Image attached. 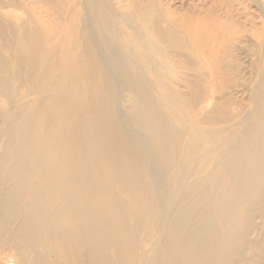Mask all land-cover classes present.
<instances>
[{
    "label": "bare ground",
    "instance_id": "6f19581e",
    "mask_svg": "<svg viewBox=\"0 0 264 264\" xmlns=\"http://www.w3.org/2000/svg\"><path fill=\"white\" fill-rule=\"evenodd\" d=\"M25 1L19 5L26 7ZM89 1L79 10L80 27L85 36L95 39L100 47L98 52L102 50L107 55V61L101 66L115 70L119 88L129 93L133 110L130 124L147 133L146 137L141 133L133 136L128 130H121L125 142L130 140V182L139 178L152 190L150 179H155L161 191L168 195V204L161 198L163 206L156 204L157 207L145 206L141 210L147 225L142 229L141 223H137V228L144 232L155 228V233L139 239L131 231L130 213L118 208L117 199L98 188L87 191L78 186H63L73 183L62 177L71 163L65 157H53L39 142L33 109H27V117L23 116L24 121L18 126L21 115L12 116L10 103L4 98L0 138L1 135L11 139L16 136L18 141L13 164L4 156L7 152L0 162L4 167L0 168V176L5 183L15 181L9 189L7 185L0 188L3 198L0 222L18 226L9 238L0 231V241L13 245L21 264H52L51 260L63 264H248L244 250L249 243L255 248L254 256L264 262V246L250 237L256 231L257 216L264 225V72L255 80H259V86L252 89L250 104L239 105L235 97L244 90H239L234 67L226 62L234 53L233 46L226 47L214 60V48L197 34L187 42L172 26L148 32L150 26L166 21L159 0H119L128 2L125 14L107 7L101 0ZM28 2L30 13L38 7L45 10L48 18L46 15L37 18L39 24H44L40 28L33 26V18L19 20L16 26L10 22L9 31L2 34L6 37L0 36V52L10 55L0 54V64L9 60L18 66L31 92L40 93L43 90L39 89L41 70L50 67L52 71L56 56L65 62L67 59L60 52L73 51L78 43L69 37L74 21L72 17H63V1ZM130 3L139 6L141 17L144 16L141 25L134 23ZM1 4L4 9L11 7L10 11L18 6L14 0L10 5ZM214 12L218 13L216 9L212 14L202 13L204 16L197 21L206 29L213 26L225 32L227 25ZM60 20L69 29L57 37L52 31ZM158 43L175 50L177 56L163 51ZM79 46L85 49L86 55L93 52L83 36ZM190 47L198 53L199 60L192 61L185 55ZM81 58L92 64L93 71L100 65L98 55H93L91 60L89 56L85 60ZM168 61H174L176 66ZM91 77L87 89L95 99L86 106L95 109L99 106L97 95L102 92L106 99H111L116 83L112 78L94 73ZM227 91L230 92L226 94ZM216 94L223 95L220 108L210 112L214 116H202ZM255 97L259 99L257 102ZM245 114L249 117L243 118ZM139 153L147 160L143 163L145 175L135 169L132 155ZM84 172L88 174V168L83 169V176ZM132 188L130 185L128 190L131 192ZM20 194L31 200L24 214L32 211L35 214L19 223L16 201ZM61 215L73 217L78 226L61 230L58 222Z\"/></svg>",
    "mask_w": 264,
    "mask_h": 264
},
{
    "label": "rangeland",
    "instance_id": "374dc122",
    "mask_svg": "<svg viewBox=\"0 0 264 264\" xmlns=\"http://www.w3.org/2000/svg\"><path fill=\"white\" fill-rule=\"evenodd\" d=\"M24 1L25 0H14L15 4H18V6L12 8L11 11V7L8 9L5 8V10L0 6L1 37L5 36L2 35L3 33L9 31L10 28L8 27V24L10 22L16 26L19 23V20L21 22L23 20L33 18V22L35 24L33 26L40 28V26L42 27L44 25L39 24L37 18L40 17V15H46L48 18V15L44 13L45 10L38 9L37 7L34 13H30L27 10L30 2H28V0L25 1L26 7H22L21 5H23ZM61 1H63L61 10L64 8L62 11L63 17H65V19L67 17L69 19L72 17L71 19L74 21L70 26L69 37H73V40H75L78 45L75 49H73V51H61V54H59L63 55V59L65 57L67 60L64 62L56 56L57 60L55 59L53 64L55 62L57 63L54 64L52 71L50 70V67H46L41 70L38 75L41 82V87L39 89L43 90L39 91L40 93L31 92L32 88L30 89L25 83L23 72L18 66L12 64L9 60L0 64V111L3 108L1 107V103L6 99V101L10 103V114L12 116L21 115V118L18 121L19 123H17L19 126L24 121V118L27 117V109H33L32 111L36 114L33 121L36 126L37 138H39V142L46 147L47 152L52 153L53 157H61L59 159H63L62 157H65L71 163L62 177L64 180H71L73 183L66 185L63 184V186L69 188H77L78 186V188L85 189L87 191L89 189L98 188L101 192L108 193L115 200L117 199L115 202L118 204V208L130 213V228L134 235H136L139 239H144L148 236V234L155 233V228L148 231L146 230V232L143 230L139 231L137 223H141L142 229L146 228L147 225H144L145 217L141 210L143 208L145 209V206L150 208L156 204H160L162 206L165 202L168 204L166 201V197L168 195H166L164 191H161L155 179H150V187L152 184V190L148 189L147 186L139 180V178L135 179L134 183L130 182V140L125 142L124 138L121 136V130L126 129L131 132L133 136H137L141 132L130 124V121L133 120V110L130 104L129 93H126L124 90L119 88V83H116L118 77L115 76V70L112 68L109 69L110 67L106 69L104 66H101V64H105L104 62L107 61V55L104 51V53L101 52L102 50H99L101 53L98 52L100 47L97 46L95 39L91 37V35H89L90 37L85 36L86 33L82 30L83 27H80L82 24H79V17L81 16L79 10H81V7H85V3L90 1ZM101 1L107 7L113 8L114 11H117L120 14H125L127 12L128 2L126 1ZM149 1L156 2L157 0ZM0 2L2 3L1 5H10L12 0H0ZM159 2L162 10L164 11L162 15L166 21L162 24L159 23L158 25L150 26L148 32H157L163 27L172 26L187 42L191 36L197 34L203 42H207L208 44L210 43L211 47L214 48V60H216L217 56L221 55L223 50L227 49L226 47L233 46L234 53H232L229 57L226 56V60H228L226 62L229 66H232V68L234 67L232 71L234 72L237 83L239 82L237 84L239 86V90H244L240 93L238 98H235L239 105H241V103L244 105L250 104V100L253 98L252 89L258 88L257 86H259V80H255L259 76V73L261 74L264 72V12L260 11H264V0H159ZM76 5L80 9L75 7ZM215 9L218 13L214 12V14L217 15L228 27L225 32L224 30L221 29L220 31L219 28H214L213 26H211V28L207 26L206 29L205 25H202L197 21L198 17H203L207 13L212 14ZM225 11L228 12L226 13ZM202 13L205 14L203 15ZM128 14L129 13H127V15ZM130 14L134 23L141 25L140 23L143 22L144 16L141 17V10L139 6H133L130 3ZM55 16L59 18L57 15ZM52 17L54 16L52 15ZM146 21L150 22L149 18H146ZM197 23L200 24L198 25ZM56 26V29L52 32L57 37H62L60 34L65 32L67 28L69 29L68 25L62 23V21H58ZM212 27L217 31H213ZM82 36L86 38V41H88V46L93 49V52L90 51L91 53L89 52L88 55H86L85 49L79 46V39H81ZM157 45L160 44L158 43ZM160 46L163 51L172 52V55L177 56L175 50L170 49L166 45ZM96 49L98 53H96ZM0 54L2 56L10 55L7 54L6 51H2ZM102 54L104 55L102 56ZM93 55H98L99 60L101 59L100 65H96L94 67V71L91 67L92 64L89 63L88 65V62H83L82 58L80 59V57H83L85 60V57L89 56L88 59L91 60V58L93 59ZM185 55H188L192 61L199 60L197 57L198 53H196L192 47L185 52ZM168 63L172 66H176L174 61H168ZM92 73L96 75L98 74L103 78H112V80H114L117 84H114V91H116L111 99H106L102 92L97 95L99 106L95 109L90 107V105H88V107L86 106V104H89L95 99V95L89 93L87 89L88 84L92 82L91 80L93 79V77H91ZM44 82L47 84H44ZM178 89L184 93L187 92L183 86H178ZM229 92L230 91H227L226 94ZM222 96L223 95L219 94H216L215 96L213 95L210 99V104L207 106L202 116L205 114L208 116H214L210 112L216 108H220ZM254 99V102L259 100L256 97ZM247 115L248 114L243 115V118L249 117ZM23 116L25 117L23 118ZM6 129L7 128L5 127L4 130ZM225 130H228V127H226ZM209 133H215V131H211ZM141 135L146 137L147 133L142 131ZM17 141L16 136L14 139H11L8 136L1 135L0 162L3 160L4 156H7L10 160L9 164H13V155L17 152ZM97 143L105 148L101 150L99 147L100 145H97ZM6 152L7 154H5ZM132 158L136 161L135 169H139L140 172L144 174L145 169L143 168V163L144 160L145 162L147 161L146 157L142 153H139L133 154ZM0 168H4L2 164H0ZM86 168H88V174L84 172L85 176H83V169ZM13 182L15 181L11 180V182L5 183V179L0 176V188L7 185L8 188L6 187V189H9L13 185ZM130 185L133 186L131 192L128 190L130 189ZM158 192L159 194H157ZM168 194H171V192ZM28 197L29 196L24 197L21 194L17 196L16 202L19 208L17 220L19 223L22 222L24 218L32 217L35 214L33 211L31 213L27 212L24 214V211L29 207L31 202L30 197ZM2 199L3 198L0 195V201ZM156 199L159 203L154 201ZM160 199L164 203L161 202ZM138 217L139 219H137ZM1 219L2 217L0 216V221ZM58 222L60 229L64 231H67L68 229L73 230L76 226H78L77 220L68 215H61L58 218ZM255 224L256 231L252 232L250 237L254 240L255 238L258 239V243L264 246V225L259 220L258 216L255 219ZM17 226V224L10 226L0 222V231L4 232V234H6L9 238V236L14 233L15 227ZM157 232H159V230ZM253 249L255 248L251 245V243H249L248 247L244 250L248 257V264H264V262L254 256V253H252ZM39 250L41 249L39 248ZM55 261L56 260H51L50 263L63 264L62 262ZM0 264H21L13 245L2 241H0Z\"/></svg>",
    "mask_w": 264,
    "mask_h": 264
}]
</instances>
